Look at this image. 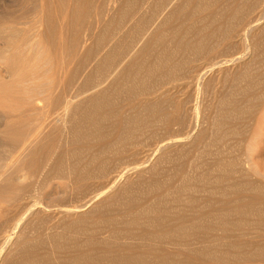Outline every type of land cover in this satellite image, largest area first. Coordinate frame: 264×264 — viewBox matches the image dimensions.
I'll return each mask as SVG.
<instances>
[{"label":"bare ground","instance_id":"obj_1","mask_svg":"<svg viewBox=\"0 0 264 264\" xmlns=\"http://www.w3.org/2000/svg\"><path fill=\"white\" fill-rule=\"evenodd\" d=\"M31 7L0 20L2 264H264V0Z\"/></svg>","mask_w":264,"mask_h":264},{"label":"rangeland","instance_id":"obj_2","mask_svg":"<svg viewBox=\"0 0 264 264\" xmlns=\"http://www.w3.org/2000/svg\"><path fill=\"white\" fill-rule=\"evenodd\" d=\"M32 1H35V0H31V1H29V2H27L26 4L27 5H29L30 7L32 6ZM31 2V3H30ZM26 4H24L25 6H23V3H21V0H0V20L2 19V18H6V19H11V18H14V17H24V18H26V16H27V19L28 20H32V18L34 19V18H36V17H33L34 15H36L35 13H34V15H33V12L34 11H31V14H30V7L28 8L27 7V5ZM32 8V7H31ZM28 10V11H27ZM29 12V13H28ZM29 14H30V16H29ZM33 15V16H32ZM5 16V17H4ZM32 17V18H31ZM4 70H2V68L0 67V72L1 73H3L2 75L3 76H5V74H4V72H3ZM1 115V114H0ZM2 125H3V120L1 119V116H0V129L2 128ZM9 151H10V149L7 147V146H0V154L1 155H6L7 153H9ZM158 156V155H157ZM153 162V161H152ZM152 162H150L151 164H152ZM2 162H0V164H1ZM150 163H148L147 164V167H145V168H147V169H144V172L143 173H141L140 171H133V172H131L129 175H127V177H126V179L125 180H123V181H121V183L120 184H124L125 182H126V180L129 178V179H132V180H134V181H138L139 179L138 178H140V176L141 177H143L144 175H145V171L146 170H148L149 168H150ZM2 165L4 166L5 165V163L3 162L2 163ZM1 166V165H0ZM136 173H140L139 174V177H137L138 175L136 174ZM3 177L4 176H2L1 178H0V182H1V180L3 179ZM28 179V178H27ZM26 179V180H27ZM25 180V181H26ZM29 180V179H28ZM28 180H27V182H28ZM65 181V180H64ZM65 183H66V185H65ZM63 186H62V185ZM60 185V186H59ZM65 186H67V188H68V185H67V181H65V182H63V180H59V179H52V180H49L48 181V185L45 183L43 186H42V191H41V196H40V198H41V203L46 207V206H48V205H52V204H55V203H58V204H60V206L61 205H63V203L66 201V205H65V203H64V205L65 206H69V204H70V201L69 200H71V203H72V200L74 201V199L72 198V196L69 194V192H66V191H69V189H67L66 190V187ZM65 187V188H64ZM60 190V191H59ZM57 191V192H56ZM54 192V193H53ZM47 193V194H46ZM53 193V194H52ZM55 193H57V194H55ZM43 194H46V195H44V197H43ZM50 194V195H49ZM70 197H69V196ZM44 200V201H43ZM65 200V201H64ZM64 201V202H63ZM44 202V203H43ZM60 202V203H59ZM67 202H69V204L67 203ZM47 203V204H46ZM75 204H78V202L76 201V202H74ZM3 207H4V204H2L1 205V207H0V212H1V210L3 209ZM2 208V209H1ZM91 208H88L86 211H88V210H90ZM47 210V209H46ZM47 213V214H46ZM1 214V213H0ZM2 214H4V212L2 213ZM43 214H46V216H49L48 218H49V221H51V222H55V223H58V221L57 220H59V222L60 221H63V219H57L59 216H61V214H57V213H55V212H43ZM49 214V215H48ZM53 216V218H51L50 219V217H52ZM24 229V228H23ZM22 229V230H23ZM19 230V229H18ZM16 231V232H22V230L20 229L19 231ZM21 236H24V235H20V237ZM22 238V237H21ZM18 238H16L15 237V239H13L14 241L13 242H15L16 240H17ZM8 252V251H7ZM2 258V257H1ZM1 260V259H0ZM0 264H2V262L0 261Z\"/></svg>","mask_w":264,"mask_h":264}]
</instances>
